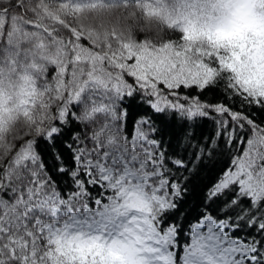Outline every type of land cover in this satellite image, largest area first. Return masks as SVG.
I'll use <instances>...</instances> for the list:
<instances>
[{"label": "snow or ice", "instance_id": "obj_1", "mask_svg": "<svg viewBox=\"0 0 264 264\" xmlns=\"http://www.w3.org/2000/svg\"><path fill=\"white\" fill-rule=\"evenodd\" d=\"M128 7L177 35L102 17ZM261 26L264 0H0V264H264Z\"/></svg>", "mask_w": 264, "mask_h": 264}, {"label": "trees", "instance_id": "obj_2", "mask_svg": "<svg viewBox=\"0 0 264 264\" xmlns=\"http://www.w3.org/2000/svg\"><path fill=\"white\" fill-rule=\"evenodd\" d=\"M103 19L110 25L115 26L118 31L123 32L125 35L131 34L133 38L140 40L144 36H149L157 39H172L177 35L171 30H167L165 23L162 19L157 16H153L151 19H145L143 13L139 9L133 7L128 8H112L107 10L102 14ZM264 28V26H261ZM250 31L255 33L256 25L252 23H245L240 29L237 30V35L240 32ZM51 73V69H49ZM208 100L215 102V96H209ZM257 120H264V114L257 113ZM71 127L79 128L80 135L88 132V129L82 124L72 125ZM132 122L131 118L128 123V131L131 130ZM213 131V124L208 121L202 129L198 131V135H203L207 137ZM76 133H74L75 135ZM90 134V133H89ZM165 151H171L167 148L165 144ZM227 149H217V154L213 156L210 160L204 161V167L197 166L196 169L186 173L187 180L185 184L187 185L189 191L185 195V199L190 201L189 207L194 206L199 202V198L203 193L206 185L211 183L212 179L215 177L216 173L220 169L225 167L228 161ZM223 153V154H222ZM53 161L48 159V165L51 166ZM7 198V194H4ZM240 233H234V235H239Z\"/></svg>", "mask_w": 264, "mask_h": 264}]
</instances>
